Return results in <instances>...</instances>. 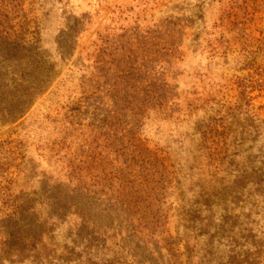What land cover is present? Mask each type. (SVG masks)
<instances>
[{"label": "rangeland", "instance_id": "1", "mask_svg": "<svg viewBox=\"0 0 264 264\" xmlns=\"http://www.w3.org/2000/svg\"><path fill=\"white\" fill-rule=\"evenodd\" d=\"M0 264H264V0H0Z\"/></svg>", "mask_w": 264, "mask_h": 264}]
</instances>
